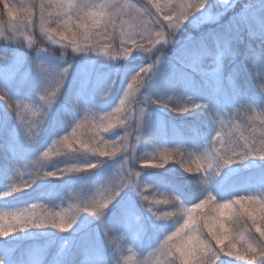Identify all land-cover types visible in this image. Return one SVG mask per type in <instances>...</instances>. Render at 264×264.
<instances>
[{"label":"clouds","instance_id":"clouds-1","mask_svg":"<svg viewBox=\"0 0 264 264\" xmlns=\"http://www.w3.org/2000/svg\"><path fill=\"white\" fill-rule=\"evenodd\" d=\"M205 23L216 27L197 40L215 53L201 67L219 74L223 98L157 87L168 49ZM81 58L108 72L73 87L74 114L61 101ZM13 64L18 89L37 87L21 96L0 82V110L29 153L0 187V205L19 201L0 206V241L31 242L0 264H264V0H0V66ZM157 110L201 114L203 130L173 123L170 138ZM54 113L63 128L37 149ZM166 170L185 185L144 179ZM66 178L59 194L25 199ZM48 234L59 240L40 243Z\"/></svg>","mask_w":264,"mask_h":264},{"label":"rangeland","instance_id":"rangeland-1","mask_svg":"<svg viewBox=\"0 0 264 264\" xmlns=\"http://www.w3.org/2000/svg\"><path fill=\"white\" fill-rule=\"evenodd\" d=\"M209 23H205L201 26L199 30H205L208 27ZM188 29L190 31L195 30L191 26L187 27L186 31L183 34L187 35ZM210 29V28H209ZM182 34V37H183ZM194 37V34H191ZM184 40V39H183ZM178 44L177 46L181 45ZM192 43H198L194 47L195 52H187L185 54L180 50V52H176V48L168 49V61L173 64V67L158 80L157 87L163 86L166 89H177L179 93H188L192 94L198 99L201 100H212L215 102L218 99H222V85L221 80L218 73H206L203 71L201 67V60L204 58L206 54H214L215 49L212 47L211 40H205L203 42H199L196 38L192 40ZM180 48V47H178ZM174 53H176L174 55ZM145 63L142 59H136L132 62V66L139 67L143 66ZM18 64H13L9 66H0V82L7 80L9 83L10 91L12 94H17L19 91V95L27 96L34 93L35 88L37 87V83L34 80H29V82L22 88H17V80L11 79V76L16 73ZM231 70V69H230ZM226 66L223 68L224 75L230 71ZM22 71V69H21ZM108 72V68L99 63H90L87 62V58H81V63L78 67L77 72L74 74L73 80L69 82V87L66 88L65 95L62 98L61 103L66 104L68 109L73 111L71 102V95L73 87L77 85H84L88 82H95L99 79H102L106 73ZM198 74L201 77L198 80H195L194 76ZM119 78V74H118ZM19 79V76H17ZM91 85L89 84V89ZM85 95H87V90L85 91ZM166 113L161 110H157V115L166 123ZM198 115V114H196ZM194 116H185L186 119L192 120ZM169 116L172 117V121L176 123V120H180L181 116H176L172 113H169ZM178 124V123H177ZM63 128V122L55 113L52 118L48 122V126L42 134L40 143L36 146L37 149L43 147L47 142H49L51 136L55 135L57 132L61 131ZM198 129L202 130V126L198 125ZM29 153L24 149L23 145L20 143L16 132H15V121L11 117L10 114L6 113L3 110H0V187L6 182L7 175L10 170V163L13 158L21 159L27 156ZM110 171V168L102 170L100 173H97L96 176L89 179L88 183L92 184L97 181L101 176L107 174ZM153 175L145 176L144 179L148 182H152ZM70 181L66 178L61 181H53L46 184L38 185V187L31 192V199H35L41 193H47L50 190H53L56 194H59L62 191L63 187L66 186ZM35 191H38L37 194ZM132 198L131 192H129L126 197L127 202ZM19 203V201H9L7 204L0 205L3 207H11L14 204ZM117 208L114 211H118ZM112 219V217H110ZM87 232L91 235L92 233H96L99 231L97 225L89 224L86 228ZM16 238H8L5 241H0V254L8 253L11 254L12 249L14 248L10 246V243H14ZM59 240V237L56 241ZM54 241V240H53ZM151 243V239L145 240V245Z\"/></svg>","mask_w":264,"mask_h":264},{"label":"trees","instance_id":"trees-1","mask_svg":"<svg viewBox=\"0 0 264 264\" xmlns=\"http://www.w3.org/2000/svg\"><path fill=\"white\" fill-rule=\"evenodd\" d=\"M237 10H239V6L237 7ZM228 15H231V13H229ZM228 15H225L222 18V20L220 21V23H223L224 21H227L228 20ZM205 27H208V28L205 29V30H192V31H190L188 29L187 35L194 34L193 39L194 38L197 39L202 34L207 33L209 28H214V27H216V25L209 23V25L205 26ZM184 37H186V34H183V37H182L181 40H183ZM181 44H183L184 47L181 48L180 45H179V46H177V48L180 47V50H182V52L185 54V51H187V52H195L196 50L194 49V47H196L195 45L198 44V43H192V41L186 42L185 40H183L181 42ZM240 48H241V51H242L243 50V46L241 45ZM225 64H226V66H230V64H227L226 61H225ZM200 77H201V75H195L194 76L195 80H198ZM201 78L204 79L203 77H201ZM253 87H254V83H253ZM203 120H204V117L201 114H198L191 121L186 119L185 117H183L180 120H178V122L176 120V123H174L172 121V117L169 116V113H166V124L168 125V128H169V136H170V138H171V135H172L171 125L173 123L176 125V128H175V133L176 134L188 135L189 134V131H188L189 128L194 126V128L198 129V125L202 126ZM0 159H1V156H0ZM241 175H243V173ZM187 179H188L187 177L183 176L182 174H180L178 172L166 170V171H161V172L155 173L153 175L152 182H157V183H160V182H173L175 184L184 186L186 181H187ZM34 190L30 191V193L27 194L25 199H31V192H34ZM184 190H185V192H189L190 191V189H188L186 187H185ZM37 192L38 191H35L36 194H37ZM11 202H13V201H11ZM91 235H95V234L92 233ZM57 239H58V237H56L55 234H48V235H45V236L38 237V240H39L40 243H44L45 241L52 242L53 240L56 241ZM29 242H31V239L27 238V237L23 238V239H15L14 243H10V246L13 247V244H14V247L19 246V247L22 248L25 243H29ZM37 255H38V252H37Z\"/></svg>","mask_w":264,"mask_h":264}]
</instances>
